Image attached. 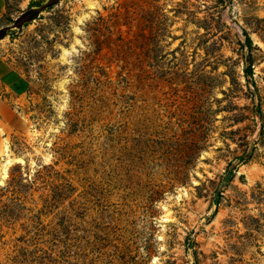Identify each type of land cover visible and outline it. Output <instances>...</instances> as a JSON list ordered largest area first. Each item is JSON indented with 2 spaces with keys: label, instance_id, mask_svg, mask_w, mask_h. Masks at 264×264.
<instances>
[{
  "label": "rangeland",
  "instance_id": "rangeland-1",
  "mask_svg": "<svg viewBox=\"0 0 264 264\" xmlns=\"http://www.w3.org/2000/svg\"><path fill=\"white\" fill-rule=\"evenodd\" d=\"M31 1L0 0V264H264V0Z\"/></svg>",
  "mask_w": 264,
  "mask_h": 264
},
{
  "label": "trees",
  "instance_id": "trees-1",
  "mask_svg": "<svg viewBox=\"0 0 264 264\" xmlns=\"http://www.w3.org/2000/svg\"><path fill=\"white\" fill-rule=\"evenodd\" d=\"M57 0H38V1H31L27 8H25L19 17L12 20L15 27H22L24 25H28L30 22H32L34 19H36L40 13L44 10H46L48 7H52L53 4L56 3ZM6 33L0 34V39L5 36ZM246 42L247 47L251 46V38L250 36H246ZM246 74L249 77H252L253 74V67L251 65V62H249V65L245 69Z\"/></svg>",
  "mask_w": 264,
  "mask_h": 264
},
{
  "label": "bare ground",
  "instance_id": "bare-ground-1",
  "mask_svg": "<svg viewBox=\"0 0 264 264\" xmlns=\"http://www.w3.org/2000/svg\"><path fill=\"white\" fill-rule=\"evenodd\" d=\"M4 143V142H2ZM1 150V149H0ZM4 151L9 155V149H8V145L4 146ZM3 151V152H4ZM19 161H23L21 158H7L4 162V166H3V171H2V177H5L7 174V168L8 166H10V164H12L13 162H19Z\"/></svg>",
  "mask_w": 264,
  "mask_h": 264
}]
</instances>
